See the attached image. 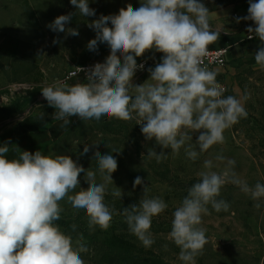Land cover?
Returning <instances> with one entry per match:
<instances>
[{"label":"clouds","instance_id":"1","mask_svg":"<svg viewBox=\"0 0 264 264\" xmlns=\"http://www.w3.org/2000/svg\"><path fill=\"white\" fill-rule=\"evenodd\" d=\"M70 3L83 17L96 14L89 0ZM248 4V15L237 18V22H254L255 27L249 26L246 31L248 39L255 36L261 41L254 60L264 69V0H248ZM72 17L73 13L59 15L47 27L78 36L77 29L66 28ZM88 26L96 33L87 44L88 50L95 52L99 44H106L110 54L104 62L91 66L86 83L69 85L56 80L41 90L42 97L55 109L53 118L63 121L61 127L70 123V117L82 121L102 117L125 122L135 119L147 141L154 140L173 154L184 147L186 156L195 161L212 146L224 144V132L247 118L241 99L225 96L217 72L203 63L208 46L220 38V33L210 28L209 9L201 0H140L138 6L128 4L117 14H102ZM153 50L163 54L161 62L148 68L150 78L146 82L133 83L136 71L144 69L137 57ZM40 119L44 120V113ZM193 133H198L194 144L199 151L192 143ZM11 145L0 146V264H85L81 253L89 251L87 246L77 241L74 247L72 236L56 223L64 212L60 202L65 200L77 212L84 211L89 231L97 227L108 230L114 215L120 214L129 232L145 248L155 243L153 218L168 205L159 197H149L147 185L139 202L120 213L105 203L107 186L113 184L112 174L118 169L113 153L121 150L104 154L95 151L97 170L93 171L69 155H45L40 150L20 151L17 158L9 159ZM88 151L85 145L81 155ZM147 157L160 163L167 155L150 148ZM216 159L224 161L225 157L218 155ZM235 163L228 159L227 166L218 173L211 170L212 160H205L206 170L198 173L200 179L172 213L169 239L180 249L178 258L183 264H196V258L203 255L207 237L201 224L202 216L209 214V206L216 212L229 210V203L218 199L223 186H238L258 201L256 208L261 207L264 183L249 186L233 171ZM97 172L102 183L96 182ZM81 173L89 185L86 189L80 187ZM142 183L137 176L133 187ZM112 195L121 199L123 193L116 190ZM71 228L75 231L76 225ZM164 247L167 249V245Z\"/></svg>","mask_w":264,"mask_h":264},{"label":"rangeland","instance_id":"2","mask_svg":"<svg viewBox=\"0 0 264 264\" xmlns=\"http://www.w3.org/2000/svg\"><path fill=\"white\" fill-rule=\"evenodd\" d=\"M7 1L0 0V9L8 7ZM29 1L40 27L30 35L34 43L29 42L20 57L13 61L4 60L9 66L10 83L0 90V143L7 139L10 132L18 129L22 118L36 109L49 111L50 119L54 120L55 109L42 97V88L46 83L62 81L71 69L65 61V51L68 55H76L77 60L84 63L83 56L90 54L85 40L96 35L88 24L102 14H117L121 8L120 0H89V7L95 9L96 14L83 17L70 0ZM69 13H73V17L66 28L77 29L78 36L53 32L47 27L57 16ZM54 39L57 40L55 44ZM105 46L98 45L100 48ZM78 49L81 53H77ZM227 73L224 95L241 99L248 116L224 132V144L212 146L195 161L186 156L184 147L179 154H173L170 148L161 149L154 140L147 141L135 119L125 122L102 117L100 120L82 121L71 117L68 125L55 128L59 135L40 151L45 155H69L85 169L97 170L95 151L104 154L121 150L113 153L118 169L112 174L113 184L107 186L105 203L109 208L120 213L124 207L137 204L145 185L148 186L149 197H159L168 205L163 213L153 218L151 233L155 243L145 248L129 232L123 215H114L111 227L106 231L98 227L89 231L84 211L77 212L66 200L61 201L64 212L56 223L72 236L74 247L77 241L87 246L89 251L81 253L85 264H183L178 258L180 249L169 239L172 213L192 184L200 179L198 173L206 170L205 160H212L211 170L218 173L227 166L228 159L235 160L233 171L241 180L249 186L264 183V69L251 58L234 62ZM245 96L248 98L244 99ZM192 135L194 144L198 133ZM97 143L98 147L93 145ZM85 145L89 146V151L81 155ZM195 147L199 151L198 146ZM150 148L157 153L163 150L167 158L160 163L154 158L149 159L147 153ZM218 155L225 160L218 161ZM137 176L142 178L143 183L134 188ZM79 180L80 187L86 189L89 186L83 173ZM96 182H103L98 172ZM116 190L122 191L121 199L112 195ZM218 199L228 202L230 208L216 212L209 206V214L202 216L201 227L206 229L207 244L203 255L196 258V264H261L264 259V201H259L261 207L256 208L258 201L231 183L222 187ZM72 224L76 225L75 231L71 228Z\"/></svg>","mask_w":264,"mask_h":264},{"label":"crops","instance_id":"3","mask_svg":"<svg viewBox=\"0 0 264 264\" xmlns=\"http://www.w3.org/2000/svg\"><path fill=\"white\" fill-rule=\"evenodd\" d=\"M201 2L209 9L210 28L220 33V38L211 43L208 49L224 45L230 48L226 57V65L212 69L217 72V81L224 86V81L228 78L227 71L231 65L242 59L254 58L256 51L262 44L259 39L249 42L244 41L247 34L246 29L249 26L255 27L254 22L243 19L237 22V18L248 15V0H201ZM120 3L121 8H125L128 4L136 7L140 0H120ZM7 5V8L0 9V90L10 83L9 66L4 63V60L13 61L20 57L26 45L29 42L34 43L30 35H33L35 29L40 27L34 8L29 0H8ZM94 38L95 35L93 38L85 40V43ZM42 39L45 41V37ZM77 53H81L80 49ZM109 54L110 49L108 46L98 47L97 51H90L89 55H84V63H82L77 60L76 55H68L66 51L64 52L65 61L70 64L71 68L84 65L90 61H104ZM162 56V53L154 50L149 51L143 56L137 57V63L149 59L161 62ZM149 78L150 73L147 70L140 77L133 78V83L143 84ZM67 83L74 85L86 82L76 78ZM41 113H44V120L40 119ZM62 124L63 121L50 119L49 111L36 109L31 115L21 120L18 129L10 132L7 139L0 143V146L5 143L12 144L10 146L11 150L7 154L9 159L17 158L20 151L26 150L34 153L43 148L45 144H48L52 138L59 135L55 128L57 126L61 127Z\"/></svg>","mask_w":264,"mask_h":264},{"label":"built area","instance_id":"4","mask_svg":"<svg viewBox=\"0 0 264 264\" xmlns=\"http://www.w3.org/2000/svg\"><path fill=\"white\" fill-rule=\"evenodd\" d=\"M259 39L258 37L253 36L252 39H248V33L244 37V41H254ZM230 51V48L226 45L214 47L211 49H207L206 55L202 58L204 65H206L210 70L218 67H224L227 63L226 57ZM97 62H104V61H90L84 65L72 67L63 78L62 82H68L72 79L79 78L80 80L87 82V72ZM144 64L143 70H137L135 76L133 78L140 77L148 68L154 67L157 63L156 60H143L138 62V64ZM23 119V118H22Z\"/></svg>","mask_w":264,"mask_h":264}]
</instances>
